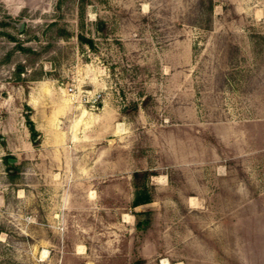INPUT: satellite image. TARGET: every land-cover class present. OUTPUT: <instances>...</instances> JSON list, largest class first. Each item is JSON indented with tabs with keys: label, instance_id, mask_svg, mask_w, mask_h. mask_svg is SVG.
Masks as SVG:
<instances>
[{
	"label": "rangeland",
	"instance_id": "obj_1",
	"mask_svg": "<svg viewBox=\"0 0 264 264\" xmlns=\"http://www.w3.org/2000/svg\"><path fill=\"white\" fill-rule=\"evenodd\" d=\"M212 2L0 0V264H264V0Z\"/></svg>",
	"mask_w": 264,
	"mask_h": 264
},
{
	"label": "trees",
	"instance_id": "obj_2",
	"mask_svg": "<svg viewBox=\"0 0 264 264\" xmlns=\"http://www.w3.org/2000/svg\"><path fill=\"white\" fill-rule=\"evenodd\" d=\"M208 1V3H209V9H211L212 8V5H213V2H212V0H207ZM29 110H28V115H26V117H27V121H26V124H27V126H28V128H32L33 127V123H32V121L29 119V114L31 113V108H28ZM133 109L135 110V109H137V106H133ZM148 174H150V172L148 171V170H136V171H134L133 173H132V177H133V182H134V186L135 187H137V188H139V183H140V181H141V179L142 178H145L146 176H148ZM151 200H150V197L147 195V194H145V193H138L136 196H135V198H134V200H133V202H132V207H136V206H138V205H141V204H145V203H148V202H150ZM138 213V212H137ZM139 213H142V212H139ZM138 213V214H139ZM141 223H143V221H137V225L140 227V225H141ZM141 261L140 260H138V261H136V263L135 264H139Z\"/></svg>",
	"mask_w": 264,
	"mask_h": 264
},
{
	"label": "built area",
	"instance_id": "obj_3",
	"mask_svg": "<svg viewBox=\"0 0 264 264\" xmlns=\"http://www.w3.org/2000/svg\"><path fill=\"white\" fill-rule=\"evenodd\" d=\"M68 92L72 98H76L78 96V94H76L71 87L68 88ZM81 96L83 97L85 103L95 105L98 101H100L101 94L99 92H91L90 90H82Z\"/></svg>",
	"mask_w": 264,
	"mask_h": 264
},
{
	"label": "water",
	"instance_id": "obj_4",
	"mask_svg": "<svg viewBox=\"0 0 264 264\" xmlns=\"http://www.w3.org/2000/svg\"><path fill=\"white\" fill-rule=\"evenodd\" d=\"M16 25H17L18 30L21 31L22 28H23V26H24V23H23V22H19V23L16 24ZM36 138H38V136H34V135H33V136H32V141H35ZM15 161H16V159H14V158H9V159H8V162H10V163H14ZM149 206H150V205H148V204H141V205H138V206H136L135 211H141V210H143V209H147Z\"/></svg>",
	"mask_w": 264,
	"mask_h": 264
},
{
	"label": "bare ground",
	"instance_id": "obj_5",
	"mask_svg": "<svg viewBox=\"0 0 264 264\" xmlns=\"http://www.w3.org/2000/svg\"><path fill=\"white\" fill-rule=\"evenodd\" d=\"M35 102H36L35 99H32V100L30 101L31 106H32L33 108L35 107ZM68 103H69V104H72L73 102L71 101V99H68ZM45 254H46V250H43V251H42V255L45 256Z\"/></svg>",
	"mask_w": 264,
	"mask_h": 264
}]
</instances>
